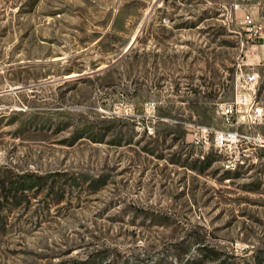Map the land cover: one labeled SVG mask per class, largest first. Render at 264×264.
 Returning a JSON list of instances; mask_svg holds the SVG:
<instances>
[{
    "label": "rangeland",
    "instance_id": "obj_1",
    "mask_svg": "<svg viewBox=\"0 0 264 264\" xmlns=\"http://www.w3.org/2000/svg\"><path fill=\"white\" fill-rule=\"evenodd\" d=\"M0 193V264L264 260V0H0Z\"/></svg>",
    "mask_w": 264,
    "mask_h": 264
},
{
    "label": "built area",
    "instance_id": "obj_2",
    "mask_svg": "<svg viewBox=\"0 0 264 264\" xmlns=\"http://www.w3.org/2000/svg\"><path fill=\"white\" fill-rule=\"evenodd\" d=\"M243 22L246 25L248 32V39L250 41L257 39L258 28L253 22L252 18L246 14L244 15ZM235 81L233 84V94L229 101L219 103L217 105V112L223 118L225 123L233 125L237 122V114L243 105L249 103L250 98L253 97L255 92V85L257 83L258 74L255 71H241V69L235 72ZM253 105L251 117L256 119L262 114V107ZM206 128L205 130H210ZM239 136L236 129H222L215 131L214 143L217 147L226 146L227 141L235 139ZM200 139H196L198 142Z\"/></svg>",
    "mask_w": 264,
    "mask_h": 264
},
{
    "label": "trees",
    "instance_id": "obj_3",
    "mask_svg": "<svg viewBox=\"0 0 264 264\" xmlns=\"http://www.w3.org/2000/svg\"><path fill=\"white\" fill-rule=\"evenodd\" d=\"M176 128H177V131H178V135H179V137L181 138V140L183 141V139H184V137H185V129H184V126H183V124H182V122H178V123H176ZM167 130V129H166ZM166 132V131H165ZM189 154H191V152L189 153ZM179 155H180V157H179ZM183 156H184V158H183ZM200 156H202L201 154H198L195 158H194V160H191L190 161V168H192V169H195V168H197V165H195V163H192V162H198V163H201V164H210L213 160H215V159H213V158H209L208 156L206 157V156H202V158L200 157ZM217 156H219V154L217 155ZM177 158H182L183 160H185V159H189V158H191V156L190 155H188V153H186V154H184L183 155V153L182 152H178V154H177ZM2 195V193H0V196ZM209 251V253H211L212 254V252H214L213 251V249H209L208 250ZM256 264H264V260H260V259H258L257 261H256Z\"/></svg>",
    "mask_w": 264,
    "mask_h": 264
},
{
    "label": "water",
    "instance_id": "obj_4",
    "mask_svg": "<svg viewBox=\"0 0 264 264\" xmlns=\"http://www.w3.org/2000/svg\"><path fill=\"white\" fill-rule=\"evenodd\" d=\"M132 43H133V41H132L130 44H128L127 47H125L124 52H126V51L130 48V46H131ZM121 56H122V54H121L119 57H121ZM119 57L116 58V59H114V60H113V63H114L115 61H117V60L119 59ZM106 67H107V65H106ZM101 70H103V69H98V70H96V71H94V72H99V71H101Z\"/></svg>",
    "mask_w": 264,
    "mask_h": 264
},
{
    "label": "bare ground",
    "instance_id": "obj_5",
    "mask_svg": "<svg viewBox=\"0 0 264 264\" xmlns=\"http://www.w3.org/2000/svg\"><path fill=\"white\" fill-rule=\"evenodd\" d=\"M133 40H134V35L132 36L131 41L128 44H130ZM125 47H127V46H125Z\"/></svg>",
    "mask_w": 264,
    "mask_h": 264
}]
</instances>
